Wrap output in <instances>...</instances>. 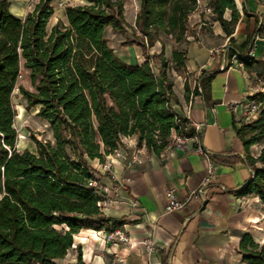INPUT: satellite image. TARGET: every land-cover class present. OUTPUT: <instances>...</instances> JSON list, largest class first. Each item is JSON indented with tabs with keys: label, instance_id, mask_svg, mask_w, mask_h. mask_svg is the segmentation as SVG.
I'll return each mask as SVG.
<instances>
[{
	"label": "trees",
	"instance_id": "obj_1",
	"mask_svg": "<svg viewBox=\"0 0 264 264\" xmlns=\"http://www.w3.org/2000/svg\"><path fill=\"white\" fill-rule=\"evenodd\" d=\"M138 1L133 28L137 40L126 39L122 45L140 46L146 55L141 63L122 60L104 34L107 26L125 31V0H85L67 6L66 22L49 30L50 0H40L24 18L10 11L11 0H0V264H57L80 229L111 231L121 223L97 205L104 198L100 186L90 184L100 182L90 161L103 163L105 155L122 146L123 137H134L138 147L159 156L174 146V135L196 133L190 120L174 108L177 97L167 75L169 61L162 51L153 54L160 62L156 74L146 48L161 41V35L187 43L188 16L201 0ZM205 10L228 36L231 55L252 65V36L241 44L244 53L233 45L240 17L236 1L207 0ZM242 12L251 15L244 3ZM186 54L178 47L171 50L174 69L185 68ZM21 67L28 70L31 90L17 84ZM216 72L202 69L192 90L185 79V98L201 95L210 102ZM15 89L24 108L36 107L37 116L50 127L51 139L33 137L34 151L17 148ZM236 134L254 176L232 192L255 195L264 203V105ZM254 144H263L256 157L249 153ZM212 159L230 163L223 154ZM75 249L74 264H85L81 246ZM238 252L239 264H264V241H254L249 232L241 235Z\"/></svg>",
	"mask_w": 264,
	"mask_h": 264
},
{
	"label": "crops",
	"instance_id": "obj_2",
	"mask_svg": "<svg viewBox=\"0 0 264 264\" xmlns=\"http://www.w3.org/2000/svg\"><path fill=\"white\" fill-rule=\"evenodd\" d=\"M235 1L240 17L232 33L233 45L244 53L241 44L252 36L248 55L254 62L240 66L217 21L211 24L220 42L207 44L199 39L188 45L186 61L195 76L202 69L217 70L210 82V102L201 95L189 94L185 98L181 93L175 104L177 113L199 124L197 137L188 139L183 148L170 146L159 156L150 154L148 159L128 166L117 162L113 179L100 166L97 168L102 166L97 158L93 160L92 167L102 174L100 182L109 187L110 204L102 211L121 221L114 229L124 231L130 243L113 245L104 239L103 229H80L96 233L87 237L73 235L79 242H73L72 247L81 246L85 264H110L115 256L124 257L128 264H239L241 235L249 232L255 239L261 236L264 223L259 198L252 194L237 196L232 190L251 176L236 129L246 123L244 104L255 77L264 78V36L255 37L260 21L261 28L264 26V0ZM242 3L251 15L243 14ZM225 17L229 18V11ZM197 145L208 151L215 167L206 184L203 178L209 161L194 151ZM261 147L262 144L252 145L250 155L258 156ZM214 154L229 157L230 163L212 159ZM170 188L183 207L167 212L166 192ZM199 188L203 193L195 194Z\"/></svg>",
	"mask_w": 264,
	"mask_h": 264
},
{
	"label": "rangeland",
	"instance_id": "obj_3",
	"mask_svg": "<svg viewBox=\"0 0 264 264\" xmlns=\"http://www.w3.org/2000/svg\"><path fill=\"white\" fill-rule=\"evenodd\" d=\"M40 0H11L10 4V11L19 16L24 18L28 12H30L36 3ZM46 1V0H44ZM207 0H201L198 2V7L192 11L188 16L189 22V34L188 35V42L185 43L181 41L180 43H175L173 37L161 35V41H155L153 46H147L146 50L147 53L152 57L150 59L151 67L153 71L157 74L158 73V66L160 64L158 58L153 57V54L159 53L162 51V54L166 60H168L167 65V75L173 82L172 88L177 98H181L180 94L184 93V81L187 79V84L189 88L192 90L195 84V72L190 71V68L187 63V55L185 60V68H178L174 69L172 67L171 59V50L174 47H178L179 49L187 50L188 45L193 41H201L209 43H218L220 39L218 35L214 32V28H212V16L210 15L209 10H205V4ZM85 0H50V4L53 7V14L50 16L47 22V29L49 30L53 24L56 23H63L66 22L65 18V11L66 7L70 5L76 4H83ZM139 7L138 0H125L124 4V17H125V31L118 32L114 31L110 26L105 28V37L108 40L109 45L114 49L115 53L124 61L128 63H141L145 60V54L142 53L140 46L137 44L123 46L122 42L126 39L137 40V35L134 34V21L137 14V10ZM204 14V15H202ZM205 21V22H204ZM201 22H204L202 24ZM202 24V25H201ZM202 26V27H201ZM194 34V35H193ZM195 37V39H194ZM208 41V42H207ZM17 84H21L25 88L31 90L29 78H28V70L21 67L20 75L18 77ZM12 100L16 109V117L14 120V124L17 129V148L19 150L28 149L30 151L35 150V145L33 143V137L39 140H47L51 139V131L48 123L42 119L41 117L37 116V108L31 107L29 110H26L23 106V100L21 95L19 94L18 90L15 89L13 91ZM176 106L174 105V108ZM134 137H127L122 142V146L119 147L117 152H111L104 157V161L101 165H98L103 170L104 174L108 176H112L114 173V165L117 162H125L126 166L131 165L135 162H140V160H145L150 157V152L146 149V147H138L136 143V139ZM172 146V145H170ZM169 146V147H170ZM263 146V144H262ZM168 148V147H167ZM262 148V147H261ZM260 148V150H261ZM165 149L162 151L164 152ZM118 152H122L125 154L124 157L117 156ZM94 160V159H93ZM93 160L90 161L92 165L94 162ZM107 163L108 167L103 168V165ZM97 170V169H96ZM96 175L98 177L102 176L101 172L97 171ZM114 185H118V182L114 183ZM104 203H102L101 209L105 205H109V197H107V193L105 194ZM262 211V210H261ZM263 213V212H262ZM262 223H264V213L262 215ZM62 226H57V228H61ZM261 236L259 238L254 239L256 242H263L264 240V224L261 226ZM259 232V233H260ZM88 234H96L95 232H77L76 235L87 237ZM75 244H78V239H73ZM77 250L74 247L68 250L67 254L64 256L63 259L57 262V264H74L76 262L77 257ZM81 258L83 260L82 250H80ZM84 262V261H83ZM85 263V262H84Z\"/></svg>",
	"mask_w": 264,
	"mask_h": 264
},
{
	"label": "built area",
	"instance_id": "obj_4",
	"mask_svg": "<svg viewBox=\"0 0 264 264\" xmlns=\"http://www.w3.org/2000/svg\"><path fill=\"white\" fill-rule=\"evenodd\" d=\"M261 25H262V21H260V24H259L260 31L256 32L255 37L264 36V27L262 26V28H261ZM233 57L237 59L236 55H233ZM239 64H240V66L243 65V63L240 61H239ZM263 94H264V78L261 76L260 77L257 76V77H255L254 84H253L249 99L244 104L243 113H244L245 122H250L258 116L261 107L264 105V101H262V99H261V95H263ZM190 125L192 127H194V129L197 133V131L199 130V127H200L199 124H196V123H193L190 121ZM196 133L194 135H192L191 137H180V136L178 137V136L174 135L173 136L174 146L179 147V148H183L184 144L186 143V141L188 139H190V138L195 139L197 137ZM124 139H127V137H123L122 142L124 141ZM118 149L119 148H117L113 151L117 152ZM194 151L196 153L203 154L209 161V164H208V167L206 170V174L203 178V183L206 184L211 179V176L214 174V168H215L214 164L209 159L208 151L204 150V148L202 146L197 145L195 147ZM117 156L124 157L125 154H123L122 152H118ZM105 167H108L107 163H105L103 165V168H105ZM113 178H115L114 175H112V179ZM90 184L99 185L100 191H101L100 194L103 196L104 199H106L105 194L108 193V191H109L108 186L103 185L102 183L97 182V181H91ZM202 190H203L202 188H199L194 193L195 194H197V193L202 194L203 193ZM166 198H167V202L165 205V211L171 212V211L179 210L183 207V202H181L175 196L173 188H170L167 190ZM104 199L97 202V205L99 207H101L102 203H104ZM127 202L131 206H135V202L131 198H127ZM109 203H110V200H109ZM260 204H261L262 211L264 213V203L260 202ZM104 239L108 242H111V244H113V245H124L125 246V245H128L130 243L128 235L124 231L120 230L119 228L113 229L111 231H106L104 233ZM110 264H128V262L126 261V259L124 257L115 256L112 258Z\"/></svg>",
	"mask_w": 264,
	"mask_h": 264
},
{
	"label": "water",
	"instance_id": "obj_5",
	"mask_svg": "<svg viewBox=\"0 0 264 264\" xmlns=\"http://www.w3.org/2000/svg\"><path fill=\"white\" fill-rule=\"evenodd\" d=\"M251 174H252V176H251V177H253V176H254V173H253V172H251ZM249 179H250V178H248V179L246 180V182H247ZM246 182H244V184H245Z\"/></svg>",
	"mask_w": 264,
	"mask_h": 264
},
{
	"label": "bare ground",
	"instance_id": "obj_6",
	"mask_svg": "<svg viewBox=\"0 0 264 264\" xmlns=\"http://www.w3.org/2000/svg\"><path fill=\"white\" fill-rule=\"evenodd\" d=\"M238 4V3H237ZM239 7V6H238Z\"/></svg>",
	"mask_w": 264,
	"mask_h": 264
}]
</instances>
